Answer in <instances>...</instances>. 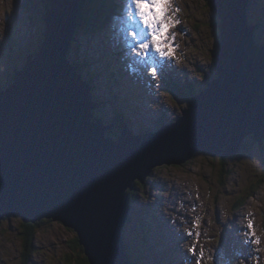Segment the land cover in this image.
Returning <instances> with one entry per match:
<instances>
[{"label":"water","instance_id":"95a60500","mask_svg":"<svg viewBox=\"0 0 264 264\" xmlns=\"http://www.w3.org/2000/svg\"><path fill=\"white\" fill-rule=\"evenodd\" d=\"M49 3L39 54L0 92V223L60 221L76 230L90 264H128L123 227L135 181L196 152L232 156L250 135L263 143L264 46L248 26V0H212L218 78L162 133L115 139L92 121L89 89L67 61L79 0Z\"/></svg>","mask_w":264,"mask_h":264},{"label":"rangeland","instance_id":"374dc122","mask_svg":"<svg viewBox=\"0 0 264 264\" xmlns=\"http://www.w3.org/2000/svg\"><path fill=\"white\" fill-rule=\"evenodd\" d=\"M211 1L212 0H171L168 16L172 17L173 20H170L169 23L172 24L174 20H179L180 23L175 24L174 27H170L167 32L160 34L166 39L159 36L155 39L163 52L167 51L163 41L167 42L168 39V43L172 45L175 44L177 47H182L181 49L186 50L188 47L191 59L193 57L200 58V60L197 59L195 61L192 69L198 71L201 68L202 70L204 77H200L203 80H200L198 84L201 88L207 85L208 79L215 77L213 66L215 64L212 55L220 42V32L218 31L217 25L219 24V18L212 7ZM251 4L249 9L251 21L257 25L262 22V26H264L262 5L254 7L257 3L252 4V6ZM44 8H47L45 6V0H0V16L2 17V22L0 23V37L4 35V30L7 29V17L13 16L12 14L15 13L13 11L19 13L21 10L23 20L25 21L22 32H17L18 36L16 35V21L11 20L8 29V33L15 38V42H21V47L19 46L16 48L17 51L21 52L22 50L24 53L23 56L19 58L21 61L20 67L25 64L26 57L29 53L37 51L43 39L46 28V23L44 21L46 12ZM131 8L132 4L129 3L127 7L129 16ZM177 8H179L180 11H176ZM153 11L160 13L162 9L153 8ZM189 17H192V21H194L192 24L188 23ZM198 27L199 30L197 29ZM185 29L188 30V32L184 33ZM149 34L153 36L151 27ZM98 36L101 37L102 40H105L102 34L99 33ZM139 36L143 40L145 34L142 33ZM173 36H175L174 41L172 40ZM178 36L179 40H176ZM257 37H264L263 28L259 27ZM83 44L84 46L81 52L82 62L84 61L87 48H89L85 41H83ZM143 44H148L150 49L154 50L155 48L157 50L149 40H145ZM114 47L115 41L110 45V49ZM121 49L122 47H119V50ZM92 52L97 55L95 51L91 50L87 53L90 55V58H92ZM179 53L180 52L174 53L175 59L180 57ZM104 54H106V52L100 55L101 59H103L100 69L103 70L104 74L107 72L111 75V72L117 65L113 60H109L105 57ZM9 68L10 67L6 64L3 65V69L0 70V77H6ZM125 74H128V72ZM194 74L196 77V73ZM195 77L192 76L193 79ZM187 81L191 82L192 80L188 77ZM4 83L3 79L0 80V84ZM92 85L94 89H96V102L98 103L96 114L106 118V121L104 118L103 120L108 124H112V126H116V123L113 122L112 119L117 115L120 119V125L122 119L128 122L127 117H123L124 115L122 114H116L119 108H124V102L113 98V93L109 90L110 87L101 85L103 86V88H101L99 83ZM198 85L195 87H198ZM168 105H172L170 113H172L173 117L179 116L180 114L182 115L183 112L181 111L188 108V103L179 98H175L174 102H169ZM160 111L164 112L165 107L160 109ZM154 112L153 110L151 114ZM166 118V115L163 116L159 120V124ZM151 123H153V121ZM150 125L151 128L154 127L156 129L157 127L156 124ZM136 127L137 125H132V131L135 133H137ZM113 130L118 131L117 128H113ZM250 153L247 155L242 152H237L231 156L229 161V163H231V169L233 170L231 184L228 182L229 178L227 179L220 175V156L215 157L203 152H197L192 159L187 162L188 164L183 165V167L180 165L157 166L146 181L147 185L145 189L135 190V195L140 197V200L135 202L136 204L134 203L136 206L131 212V227L128 231L130 239V244H128L130 252L128 253L130 259L133 261L132 264H222L219 255H215L214 247L216 246L210 238L217 229V212L219 211L220 213V210L223 209V216L221 219L225 222L224 219L228 218V211L232 205L233 198L239 196L241 193L243 197L249 199L242 207V210L237 213L239 216H244L239 226L241 227L242 225L248 228V232L242 233L243 237H249V239L253 241H255L256 238L260 239L261 243L256 244V246L263 250L262 261L259 264H264V152L257 146ZM220 181H223L225 184L221 186ZM254 181L257 182L253 183ZM195 183L198 184L199 188ZM227 183L229 184L227 185ZM179 184L184 186V189L187 188L188 185H191V188L195 191L194 196L189 195L192 203V206L188 208L191 213L189 215L192 217V221L189 223L193 225V231L200 237V241L198 242L195 240L191 233L177 228L173 232V241H179L181 245L175 249L172 243L167 241L168 217L164 216V219H161L159 215H157L156 210L159 208V205H161L162 200L168 204L170 203V206L179 208L180 205V209H184L182 202H179L180 197L172 192L169 194L165 193L169 192V189H172L174 186H178L179 189L183 190ZM232 187L235 190L232 189ZM229 193H231V196ZM170 194V201L165 200ZM186 194H188V191H186ZM196 202L199 203L197 213L194 210V206L198 205ZM186 210L187 208L183 211ZM165 211L168 215V211L166 209ZM231 211L233 212L232 208ZM248 222L251 227L247 226ZM21 223L22 219L20 217H13L0 224V264H19L23 252L22 243L17 238V231ZM170 224L174 223L170 222ZM253 232H255V236L252 235ZM225 233L226 231H224V234ZM137 235L144 236L145 244L139 243L136 237ZM184 235L188 237H184ZM76 238L77 234L75 229H69L64 224L51 222L46 231L40 232L37 235L36 244L39 250L38 254L34 257L35 261L39 264H62L61 260L69 255L73 256V259L78 262L79 258L83 259L86 255L84 251L82 252L80 249L76 250L73 248ZM181 239L185 241H181ZM236 243L241 245L239 242ZM193 247H195V253L192 251ZM160 249H163V251H160ZM201 251L204 253L203 257H200Z\"/></svg>","mask_w":264,"mask_h":264},{"label":"trees","instance_id":"16d2710c","mask_svg":"<svg viewBox=\"0 0 264 264\" xmlns=\"http://www.w3.org/2000/svg\"><path fill=\"white\" fill-rule=\"evenodd\" d=\"M45 6L50 7L49 0H45ZM118 8H119V6L115 3H113L111 0H79L78 15H77V22H78V29H77V34H76L77 36L75 37L76 40L74 41L72 50L70 52H68V54H67V60H68V57L71 60V55L73 54V50L77 47V44H78L77 38H78L79 33L80 32L86 33L85 32L86 29H92L93 31L99 30V27L101 26L102 22L109 19V12H111L112 10H116ZM246 16L248 18H250L249 13L246 14ZM197 29L199 30V27ZM213 56L216 57V52L213 53ZM16 62H17L16 57L12 56L8 60V62L6 63V65L10 67L9 69H11L8 71V74L6 75L5 80H4L5 84L7 85L6 88H9L15 84V74L17 72V69L15 71H13V68L17 67ZM71 62H72V60H71ZM73 64L75 66H77L76 63H73ZM214 72L217 74L216 65H215ZM193 93H195V90H193ZM182 97L188 101L191 96H189V94L188 95L183 94ZM117 114H121V113H117ZM103 118L104 117L99 115V116L95 117L94 120H99V119L103 120ZM104 120L106 121V118H104ZM112 120H113V122L118 123L120 119H119V116L117 115ZM105 124L112 125L110 123L109 124L105 123ZM118 134H120V131H119V133L118 132L113 133L112 130L107 132V135H110L113 137L116 135L119 136ZM257 146L262 149V152H264V141L262 144H260L256 141V139L253 136H251L245 140V142L242 146L243 147L242 153L248 155ZM229 161H230V158H228V157L227 158H221L219 165L221 168L220 169V171H221L220 175L224 176L227 179L229 178L228 182L231 184L232 183L231 182V175H233L232 174L233 170L231 169V163H229ZM181 167H183V165ZM255 182H257V181H254L253 183H255ZM229 183H227V185ZM220 184H221V186H223L225 183L223 181H220ZM135 186L137 187L138 190L145 189V185L141 184L139 182H136ZM222 188H224V187H222ZM232 189H234V188L232 187ZM253 194H254V192H253ZM129 195L131 196V202L133 203L135 201L137 195H135V193L131 192V191L129 192ZM248 199L249 198L243 197L242 193L238 197L235 196L233 198L234 208L235 209L242 208V206L248 201ZM16 217L19 218L18 216H16ZM6 220H10V219L7 218L3 222H5ZM51 222L52 221L42 220V221L37 222L35 224L22 222L19 225L17 238L22 243V252H23L22 256L20 258L19 264H39L35 261V258H34L38 254V250H39L38 246L36 244V238L40 232L46 231V229L49 227ZM130 225H131V221L129 220L126 228L128 229L130 227ZM128 244H130L129 240L126 241V250H127V252H130L128 249ZM73 248L76 250L80 249L82 252L84 251V248L79 244L78 238H76V240L74 241ZM128 261H129V264H131L133 262L131 259H128ZM61 262H62V264H73V263L74 264H89L88 259L85 256L83 259L79 258L78 262H76V260L73 259V256L68 255L64 259H62ZM3 264H6V263H3Z\"/></svg>","mask_w":264,"mask_h":264},{"label":"snow or ice","instance_id":"6c2138e0","mask_svg":"<svg viewBox=\"0 0 264 264\" xmlns=\"http://www.w3.org/2000/svg\"><path fill=\"white\" fill-rule=\"evenodd\" d=\"M136 6V14L141 17L144 23L151 27L153 36H159L163 32H167L170 27H174L175 24L180 23L179 20H174L172 24L169 23L170 20H173L172 17L168 16L169 5L171 4V0H134ZM153 8H161L162 11L160 13H156L152 11ZM176 11H180L179 8ZM135 35V33L133 34ZM172 40H175V36L172 37ZM142 47L147 49L149 47L148 44H143ZM164 55H168L167 52L163 53ZM143 55L147 56L148 53L144 52ZM155 72V69H153ZM251 227V225H249ZM255 236V232L252 233ZM254 243H261L259 238H256ZM193 253H195V247L192 249ZM203 251L200 252V257H203Z\"/></svg>","mask_w":264,"mask_h":264},{"label":"bare ground","instance_id":"6f19581e","mask_svg":"<svg viewBox=\"0 0 264 264\" xmlns=\"http://www.w3.org/2000/svg\"><path fill=\"white\" fill-rule=\"evenodd\" d=\"M122 1H124L125 2V4H126V6L128 7V4L130 3V1L129 0H122ZM116 4V3H115ZM127 27V26H126ZM106 30H108V29H106ZM113 31H111V32H114L113 34H115V32H117V28L116 29H112ZM248 32H250L249 31V29H248ZM102 34V33H101ZM18 36V35H17ZM250 36V35H249ZM111 39H112V41L114 42L115 41V47L113 48V49H110V46H108V53H109V56L110 57H116V60H118V62H120V65H121V67H122V69L124 70V72L125 73H127V68H125L124 66H123V64H121V60L119 59V56L117 55V51H120V55L122 54L123 55V58H125L126 59V61H128V59H129V57H128V54L127 53H125L124 51L122 52V50H123V48L121 49V50H119V47H121V45H122V43H124V41H120V43L118 42V40L115 38V35H113L112 37H111ZM123 40H124V38H123ZM145 40H148L147 38H146V36H144V38H143V43L145 42ZM102 41H106V38H105V40H102ZM149 41H150V39H149ZM112 42V43H113ZM143 43H142V45H143ZM121 44V45H120ZM117 49V50H116ZM124 67V68H123ZM115 69H116V67H115ZM100 72H101V75L102 76H104V77H106L107 78V76L106 75H103L104 73H102L103 71L100 69ZM112 73V75H115V71H114V69H113V71L111 72ZM121 78V77H120ZM121 80L123 81V79L121 78ZM137 82H139V81H137ZM84 83H86V85L88 86V83L87 82H85L84 81ZM145 93V89H142L141 91H140V95H142V94H144ZM95 106V108H98V105H94ZM94 108V109H95ZM169 108L167 107V109L166 110H168ZM146 117V116H145ZM128 119H129V122H130V124L126 121V120H124V123L126 124V126H127V128H129L130 130H132V125H133V123H134V120H133V118L132 117H128ZM150 124H155V123H149L147 126L144 124V128L148 131V130H154L155 128L153 127V128H151V125ZM135 126V125H134ZM197 153V152H196ZM189 160H191V159H189ZM188 162V161H187ZM175 165H177V164H175ZM178 166V165H177ZM180 166H182V165H180ZM54 222H57V223H61L60 221H54ZM69 229H71V228H69ZM247 230V229H246ZM160 251H163V249H160Z\"/></svg>","mask_w":264,"mask_h":264}]
</instances>
